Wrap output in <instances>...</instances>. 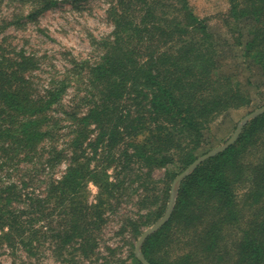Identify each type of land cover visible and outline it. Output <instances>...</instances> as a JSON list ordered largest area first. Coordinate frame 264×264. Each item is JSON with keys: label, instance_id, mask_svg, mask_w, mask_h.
Masks as SVG:
<instances>
[{"label": "trees", "instance_id": "16d2710c", "mask_svg": "<svg viewBox=\"0 0 264 264\" xmlns=\"http://www.w3.org/2000/svg\"><path fill=\"white\" fill-rule=\"evenodd\" d=\"M225 1V31L235 35L243 57L264 76V0ZM107 14L113 30L95 42L99 60L76 65L79 73L88 71L90 89L79 99L86 106L83 113H64L70 119L64 149L55 143L42 152L36 147L58 137L54 127L40 125L53 119L41 110L57 100L59 89L37 100L23 85L0 89V168L12 178L0 187L5 222L0 229L7 227L2 237L29 255L28 261L11 264H37L31 256L46 249L48 237L57 250L69 244L73 257L77 251L88 256L105 212L119 210L124 190L137 195L138 203L155 204L141 215L147 221L130 217L121 229L129 228L138 240L140 225L149 227L164 216L172 183L199 157L204 131L227 111L251 104L236 77L221 73L219 40L190 0H115ZM13 76V71L7 75ZM98 155V164L90 167ZM61 157L67 167L51 181L49 165ZM111 165L117 167L114 181L105 171ZM162 168L164 177L153 179L151 172ZM31 169L28 181L15 179L17 172ZM127 171L133 178L125 181ZM90 179L99 189L97 204L80 194ZM35 180L44 189L35 191ZM229 229L235 233L230 241ZM186 234L188 249L172 257V244ZM134 250L131 257L142 264ZM141 252L150 264H264V112L246 123L233 144L181 181L170 218L145 239Z\"/></svg>", "mask_w": 264, "mask_h": 264}, {"label": "rangeland", "instance_id": "374dc122", "mask_svg": "<svg viewBox=\"0 0 264 264\" xmlns=\"http://www.w3.org/2000/svg\"><path fill=\"white\" fill-rule=\"evenodd\" d=\"M190 1L196 6L200 17L206 19L209 31L219 40L221 73L234 75L240 88L251 99L250 106L227 111L207 131H204L203 143L196 151V154L201 156L224 145L231 138L240 121L264 105V76L249 59L243 57L242 48L235 42V35H228L225 31L222 17L223 11L227 9L226 1ZM114 2L115 0H0V89L12 90L18 85H23L25 93L32 100L40 97L48 99L49 92L59 89L57 100L56 97L52 98L50 106L41 110L43 117L53 119L40 125L41 129L54 127L59 134L53 142L51 139L38 142L36 147L39 152L51 143H55L58 149H64L70 138L67 135L70 119H66L64 113H73L75 110L83 113L86 109L83 101L80 102L79 99L82 98L85 90L90 89L89 74L86 69L84 73L76 71V65L80 61L93 64L99 60L100 48L95 42L107 37L113 30L107 11ZM12 71L14 76L10 79L7 75ZM43 106L40 105L39 109ZM54 121L57 123L54 124ZM95 138L96 133L92 132L89 139ZM86 145L85 142L84 146ZM87 154L91 155V152L88 151ZM101 157L98 155L95 160H91L90 167L96 166ZM65 159L61 157L57 160L58 162L49 165L47 176L51 181L59 180L65 171L67 167ZM105 169L107 178L114 181L117 167L111 165ZM5 170L3 167L0 168V187L12 180L6 175ZM33 174L34 169H31V173L17 172L15 179L21 178L28 181ZM164 174L165 169H156L151 172V177L159 180L164 177ZM128 175L133 178V175L127 171L124 175L125 181ZM19 184L22 185L20 181ZM31 185L38 187L34 189L35 191L44 189V185H40L36 180ZM133 186L136 187L137 182ZM98 193L99 189L91 179L87 180L80 192L83 200L89 204H97ZM118 194V190L113 193V195ZM123 195L125 197L119 210L114 213L112 210L105 212L106 220L95 232L96 241L91 244L92 248L86 249L88 256L77 251L76 256L73 257V249L72 246H68L69 244L57 250L56 245H52V239L48 237L47 242L50 244H47L46 249L37 252L36 256H31V259L37 264H88L90 262L136 264L131 253L135 249L137 240L129 228H125L124 232L121 229L130 217L140 222L147 221L141 215L146 214L147 209H153L155 204L151 201L144 204L138 203L137 195L131 196L126 193V190ZM9 197L12 198V196ZM0 198H3V195ZM50 218L51 215L43 219L49 221ZM3 223L5 222L0 220V226ZM144 225H140L143 232L150 227ZM5 229L8 230L4 226ZM4 230L0 229V264L28 261L29 255L22 247L13 243L10 238L2 237ZM192 235L193 232L190 231V236ZM234 235V230L226 231L228 241L233 239ZM182 241L179 243L175 241L172 244L170 248L172 257L186 251L187 246L185 245L184 248L183 244L191 242L189 235L186 234Z\"/></svg>", "mask_w": 264, "mask_h": 264}, {"label": "water", "instance_id": "95a60500", "mask_svg": "<svg viewBox=\"0 0 264 264\" xmlns=\"http://www.w3.org/2000/svg\"><path fill=\"white\" fill-rule=\"evenodd\" d=\"M264 112V105L262 107H260L259 109L255 110L254 112L246 115L239 123V125L237 126L235 132L233 133V135L231 136V138L222 146L213 149L207 153H205L204 155L199 156L192 164H190L188 166V168H186L182 173H180L175 179L174 182L172 183V191L170 194V199L168 202V206L166 209V212L164 214V216L162 218H160L156 223H154L152 226H150L148 229H146L138 238L137 242H136V246H135V256L136 258L142 263V264H150L143 256L142 252H141V246L142 243L145 241V239L151 235L152 233H154L155 231H157L161 226L164 225V223L170 218V215L173 211L175 202H176V198H177V194H178V189H179V185L181 183V181L187 177L189 174H191L194 169L196 168V166L201 163L202 161L210 158L211 156L216 155L219 152L224 151L228 146H230L231 144H233L237 138L239 137L243 127L246 125L247 122H249L251 119H253L254 117L262 114Z\"/></svg>", "mask_w": 264, "mask_h": 264}]
</instances>
